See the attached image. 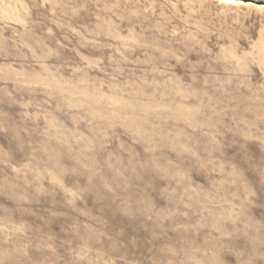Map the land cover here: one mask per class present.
<instances>
[{
    "label": "rangeland",
    "instance_id": "374dc122",
    "mask_svg": "<svg viewBox=\"0 0 264 264\" xmlns=\"http://www.w3.org/2000/svg\"><path fill=\"white\" fill-rule=\"evenodd\" d=\"M0 0V264H264V0Z\"/></svg>",
    "mask_w": 264,
    "mask_h": 264
},
{
    "label": "bare ground",
    "instance_id": "6f19581e",
    "mask_svg": "<svg viewBox=\"0 0 264 264\" xmlns=\"http://www.w3.org/2000/svg\"><path fill=\"white\" fill-rule=\"evenodd\" d=\"M228 2H229V3H235V1H234V0H228Z\"/></svg>",
    "mask_w": 264,
    "mask_h": 264
}]
</instances>
